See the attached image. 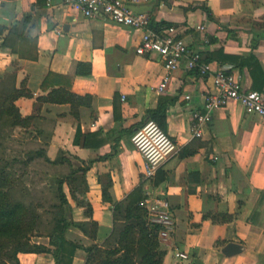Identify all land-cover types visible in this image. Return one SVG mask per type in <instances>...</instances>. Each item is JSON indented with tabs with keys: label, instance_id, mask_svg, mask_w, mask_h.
Wrapping results in <instances>:
<instances>
[{
	"label": "crops",
	"instance_id": "1",
	"mask_svg": "<svg viewBox=\"0 0 264 264\" xmlns=\"http://www.w3.org/2000/svg\"><path fill=\"white\" fill-rule=\"evenodd\" d=\"M122 1L134 13L147 15L151 29L153 24L174 25L188 49L207 62V73L194 74L182 61L158 93L159 57L135 51L141 29L102 16L84 18L64 0H49L50 5L0 0V80L13 73L15 87L25 92L13 101L18 114L39 118L28 128L14 127V135L39 143L50 159L59 152L72 169H85L84 189L76 197L91 205L90 216L63 190L71 217L95 220L96 236L76 228L66 236L87 246L111 233V203L100 191L109 178L114 201L136 199V188L169 201L175 226L161 241L162 264H264V221L248 219L254 211L258 221L264 218V120L229 100L212 112L201 138L190 131V113L201 110L218 69L237 78L244 90L264 95V0ZM201 25L203 31L197 29ZM78 62L87 65V74L84 66L75 71ZM66 90L88 97V105L76 106L78 118L70 103L60 101ZM49 96L54 100L46 101ZM160 104L164 132L176 150L155 177L143 182V158L129 139L147 121L146 111ZM77 124L81 133L93 135L88 140L101 142L73 143ZM31 241L48 245L47 236ZM228 243L238 248L226 251ZM176 251L186 257L175 256ZM16 256L20 264H53L47 251ZM84 256L85 250L76 248L71 264H81Z\"/></svg>",
	"mask_w": 264,
	"mask_h": 264
},
{
	"label": "trees",
	"instance_id": "2",
	"mask_svg": "<svg viewBox=\"0 0 264 264\" xmlns=\"http://www.w3.org/2000/svg\"><path fill=\"white\" fill-rule=\"evenodd\" d=\"M164 25L170 24H153L152 27L157 30ZM82 66L85 67L83 72L87 74L89 68L79 62L76 64L75 71L79 72ZM13 80L14 74L8 72L0 80V139L6 135L4 133L6 126L28 128L39 120L34 116L21 117L18 114L13 101L25 92L17 89ZM66 91L61 94L62 96H59L61 97L60 101L70 103L72 116L78 118L76 106L79 103L88 105L89 100L86 101L88 97H80ZM45 99L46 101L54 100L50 96ZM146 116L147 120L154 121L164 131L165 116L162 104L157 105L153 110H147ZM92 137L93 135L81 133L77 124L72 142L78 146L86 147L90 144L89 142H93L88 140ZM100 142H93V145H98ZM28 153L27 156L30 159L40 158L51 165L64 163L67 165L68 171L53 180L54 201L49 203L47 216L43 217L39 210L42 208L40 203H38L39 206L30 205L10 194L9 190L14 183V179L11 177L13 175L6 167H0V264H20L16 254L21 251H47L52 256L53 264H71L72 254L76 248L85 250L81 264H162V256L165 251L158 240L159 225L146 221L145 209L139 205L140 199L145 196L140 188H136V199H131L126 203L122 200L114 201L107 190L110 185L108 178V181L101 185L100 191L103 199L111 203L113 213L111 233L100 244L79 245L78 242L66 236V231L69 228H76L88 237L94 238L96 236V221L92 219L77 221L71 217L68 196L63 187H66L67 193L75 198L79 205L86 206L85 213L90 216L91 205L84 199L76 197V194H80L84 189L82 177L85 169H72L68 160L59 152L54 159H50L45 155L41 145ZM258 215V211L251 212L248 219L255 224H262L264 218L258 221ZM33 236H47L48 245L31 241Z\"/></svg>",
	"mask_w": 264,
	"mask_h": 264
},
{
	"label": "built area",
	"instance_id": "3",
	"mask_svg": "<svg viewBox=\"0 0 264 264\" xmlns=\"http://www.w3.org/2000/svg\"><path fill=\"white\" fill-rule=\"evenodd\" d=\"M49 4V0H43ZM64 3L84 18L106 17L117 24L141 29V36L135 51L138 55L153 54L159 57L163 70L161 81L156 92L165 91L169 75L184 61L188 71L204 76L208 71L207 63L202 61L199 52L188 49L185 41L178 36L174 25L160 26L151 29L150 19L145 14L134 13L122 0H64ZM203 31V25L197 27ZM212 77L213 88L207 91L199 112H191L190 131L193 138H201L203 130L212 119V112L221 109L229 100H236L246 113L257 114L264 120V95L253 90H244L240 81L234 76L218 69ZM185 99L189 96L185 95ZM132 147L143 158L142 181L147 182L155 177L156 171L175 153V145L154 121L147 120L137 128L129 139ZM139 205L145 209L148 223L159 225L158 240L161 242L170 237L174 231L169 201L161 194L156 196L145 193ZM175 256L184 258L186 254L176 251Z\"/></svg>",
	"mask_w": 264,
	"mask_h": 264
},
{
	"label": "rangeland",
	"instance_id": "4",
	"mask_svg": "<svg viewBox=\"0 0 264 264\" xmlns=\"http://www.w3.org/2000/svg\"><path fill=\"white\" fill-rule=\"evenodd\" d=\"M6 135L0 139V167H6L13 176L10 194L30 205L42 206L41 215L47 216L49 203L54 201L53 180L68 171L66 164L51 165L40 158H29V151L39 143L14 135L6 126Z\"/></svg>",
	"mask_w": 264,
	"mask_h": 264
},
{
	"label": "water",
	"instance_id": "5",
	"mask_svg": "<svg viewBox=\"0 0 264 264\" xmlns=\"http://www.w3.org/2000/svg\"><path fill=\"white\" fill-rule=\"evenodd\" d=\"M238 245L236 243L230 244L228 243V245L226 246V251H233L234 249H237Z\"/></svg>",
	"mask_w": 264,
	"mask_h": 264
}]
</instances>
